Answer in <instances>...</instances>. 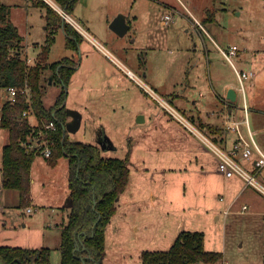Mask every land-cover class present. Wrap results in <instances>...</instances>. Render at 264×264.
I'll return each instance as SVG.
<instances>
[{"label": "rangeland", "instance_id": "374dc122", "mask_svg": "<svg viewBox=\"0 0 264 264\" xmlns=\"http://www.w3.org/2000/svg\"><path fill=\"white\" fill-rule=\"evenodd\" d=\"M8 1L11 3L9 17L23 36L21 54L29 63H34L41 50L34 44H43L46 39L45 7L32 6L26 10L21 0ZM33 1L44 2L56 12L59 9L54 0H48L51 5L46 0ZM157 1L176 5L175 0ZM183 1L187 5L182 10L191 18L187 24H184L186 19L180 12H164V7L159 3L162 9V14H158L160 19L161 15L165 19L164 16L169 13L173 20L167 21V25H157L156 40L149 34L150 38L142 45L138 40L131 41L132 30L125 36H117L107 29L105 21H101L104 13H108L110 18L123 11L118 10L123 8L121 0H77L73 13L64 10L75 20L85 15L90 29L96 35L94 38L106 53L87 40L82 44L84 54L81 47L78 51L69 50L65 46L62 28L57 26L53 33L54 41L46 61L50 63L73 55L78 65L63 100L66 110L75 109L82 118L76 130L67 131L70 140L99 144V138L107 136L110 143L103 144V147L108 146L107 149L99 146L101 154L122 159L128 157V181L116 200V212L106 226L105 262L141 264L140 254L143 250H167L179 231L197 230L204 233L205 249L222 252V258L212 264H223L225 260L229 264H262L264 194L246 184L239 175L227 178L215 170L204 174V169H212L217 164L213 153L205 149L152 94L143 91L141 82L126 70L130 69L138 79L152 88L158 100H164L199 128L197 123L206 124L218 114L215 100H204L208 92L200 87L192 88L190 93L198 99L195 104L201 109V116L197 117L193 113L195 117H192L187 109L189 105L192 106L193 100L186 102L180 97L174 99L167 91L185 89L187 71L199 53L195 51L194 45L201 43V34L206 31L223 47L233 43L242 50L245 47L249 59L262 61L260 67L264 65V0ZM59 10L62 19V11ZM211 13L213 17L209 16ZM208 16L211 18L208 19ZM61 19H56V22L59 23ZM191 20L197 30L191 28ZM65 21L69 22L70 19L67 17ZM69 24L72 25L71 21ZM47 26L50 27L49 24ZM83 27L86 30V26ZM99 31H107L112 37L102 38ZM80 57L82 60L79 64ZM231 61L239 70L258 66L257 63L251 66L249 62L243 66L235 56ZM220 63L223 77L233 76L229 62L222 56ZM141 67L145 69L146 78ZM193 75H190V80ZM41 83L43 105L51 107L63 87L59 81L52 79V72L48 68L42 72ZM260 83L258 100L246 101L251 114L248 123L250 137L264 152V129L259 130L264 125V80L261 79ZM236 84L240 91L239 102L244 106L245 91L243 93L237 77ZM244 85L248 93L247 81ZM211 94L213 92L208 96ZM7 97L6 88L0 87V104ZM140 102L158 106L161 117L155 122L150 121V108H142L146 121L137 123L135 109ZM252 103L254 109L251 108ZM66 119L69 122L72 117L66 113ZM30 121L33 122L32 117ZM244 121L245 117L243 123L249 133ZM7 133V129L0 126V148L7 140ZM37 160L40 162L34 166L36 183L32 190L36 205L30 204L31 211H27V206H20L17 189L5 188L0 191V203L6 204L5 209H0V245L46 246L50 249V264H60L63 201L56 198V192L61 191L63 181L57 171L52 172L47 167L39 171L36 165L41 166L46 160L40 155ZM62 160L60 158L59 162ZM203 160L207 164H203ZM237 161L248 172L251 171L252 160ZM234 194L237 195L235 198ZM220 196L224 200H220ZM232 198L235 201H231ZM243 204L247 206L245 209H242ZM0 264H5L1 258Z\"/></svg>", "mask_w": 264, "mask_h": 264}, {"label": "trees", "instance_id": "16d2710c", "mask_svg": "<svg viewBox=\"0 0 264 264\" xmlns=\"http://www.w3.org/2000/svg\"><path fill=\"white\" fill-rule=\"evenodd\" d=\"M54 1L71 12L76 0ZM38 4L45 7L51 30L38 53L40 58L38 55L34 63H29L21 54L23 36L9 17L10 6L0 2V87L27 88L26 93L18 94L16 101L6 99L0 104V126L8 131V140L1 148V185L17 189L20 206L29 205L30 166L36 155L25 149L24 141L31 135L33 126L30 118L21 113L28 108L36 115L38 124L34 129L43 121L53 120L55 129L48 130L52 153L47 158L52 164L61 156L68 159L69 202L67 218L61 225L60 264H83L82 258L86 264H102L106 226L116 212V198L125 189L129 177L128 157H105L97 144L70 140L64 130L67 119L63 100L77 62L69 56L50 63L46 59L57 26H62L69 48L77 50L81 34L68 21L61 22L60 14L50 6L44 2ZM210 16L213 17L212 13ZM59 18L60 24L56 22ZM46 68L63 87L51 107H45L42 102L41 80ZM197 124L220 143L214 135L220 136L222 127ZM0 258L5 264H50V249L0 245ZM140 258L141 264H212L222 258V252L205 249L202 231L181 230L167 250H143Z\"/></svg>", "mask_w": 264, "mask_h": 264}, {"label": "crops", "instance_id": "0c3cea01", "mask_svg": "<svg viewBox=\"0 0 264 264\" xmlns=\"http://www.w3.org/2000/svg\"><path fill=\"white\" fill-rule=\"evenodd\" d=\"M76 1H75V3H76ZM175 1H176V5L172 4V3H166L164 1H157V0H121L123 8L120 7V9H118V10H123V11H120V13H122L125 16V21L128 24V29L123 35L117 34L110 27V23L112 22L114 17L116 15H118L119 13H117L116 15H114L113 17H110V18H108V13H106V14L104 13L101 21L102 22L105 21V24L108 25L107 29H109V31H111L115 35L125 36L126 34H128L129 30H132L133 31V38H131V41L134 42V41L138 40L139 44H141V45L144 43L146 44L147 40L150 38L149 34L153 35V38L156 40V38H157L156 33L158 31V30L156 31L157 25H159V24L160 25H164V24L167 25L169 23V22L165 21V19L162 17V15H161V19H160V16L158 15L159 13L162 14V9L160 7V4L164 7L163 8L164 12L165 11L168 12L171 10V11H173L172 13H174L176 11V12H180L183 16H185V19H186L184 22L185 25L187 24L188 19L189 20L191 19V18H189L188 14L187 13L185 14L184 11L182 10L183 8L186 9L187 4L183 0H175ZM0 2H3L9 6L11 5L10 1H8V0H0ZM21 2H22V4L25 5L24 7L26 10H28L32 6L42 7L38 4V2H34L33 0H21ZM75 3L71 9V13H73ZM56 6L62 10V13H64L66 15L65 19L68 17L70 19L72 25L74 26V28H76L79 31V33L81 34V40H80V43H78L77 50L73 49V48H69L65 44V46L67 48H69V50L78 51L79 47H81V52H82V54H84V52L82 51L83 50L82 44L86 40L89 41L90 44L93 45L94 47H97L98 49L99 48L102 49V47L100 46V43L94 38L96 35L90 29L89 21L87 20L85 15H80L75 20L74 18H72L70 16V14H67L58 4H56ZM42 8H44V7H42ZM57 12H59V11L57 10ZM45 13H46V10H45ZM62 13H61V15H63ZM166 14H169V13H166ZM209 16L207 17L208 19L211 18ZM193 18L198 22V25L200 26V28L202 30H204L202 28L201 23H199V21L195 17H193ZM45 19H46V17H45ZM65 19H63V17H62L61 22H63ZM172 20H173V17L169 21L171 22ZM46 22H47V19H46ZM192 23H193V21L191 20V24H190L191 28H195L197 30L196 25L194 26ZM58 24H60V23H58ZM83 26H86L85 27L86 30L84 29ZM60 27L62 28L61 25H60ZM44 28H46L45 29L46 31L44 33V36L46 38L48 35V32H49L48 30L50 27L47 26V24H46V26ZM200 28H198L199 31H200ZM62 30H63V28H62ZM63 33H64V30H63ZM204 33L205 34H201V40H202L201 43L199 42L198 43L199 45L197 43L194 45L195 51H198L199 53H198V56H196L195 61L192 63L191 67L187 71L188 75H187V81H186L185 89L183 87L181 89H179V91H177L176 89H173L171 91H167V94L168 95L171 94V97L172 98L174 97V99L180 97V98H182V100H185L186 102L188 100H193L191 103L192 106L189 105V107L187 109L190 112H188V111L187 112L189 114H191L192 117H195V116H193V113L198 117L199 115L201 116V109L199 108V105H197V103L195 104V100H198V99L192 97L193 93H190L191 92L190 90L192 88L200 87L204 91L208 92V94L213 92V94H211L210 96H208V94H207L205 96L204 100H215V103L217 106L216 112L218 114H216L215 117L207 123H209L211 125L218 126V127H222L223 133L220 136H218V135H214V136H216V138L220 140L219 145L222 148L229 149L232 147V144L234 143L237 136L235 133L229 132L225 128L224 125L226 123V120L235 119V120L240 121L241 122L240 126L242 129V132H243L244 136L248 138V133L246 131V127L244 126L243 120L245 117V118H247L248 123H250V120H251L250 115L251 114L248 110L249 107H248V103L246 100H258L257 89L261 84L260 80L261 79L264 80V65H261V67H260L259 63L262 64V61L257 62L255 58L249 59V57L246 56V53L248 51H246L245 47L242 50V49L238 48V46L234 43L223 47L222 45H220V43L217 42V40L209 32L206 31ZM99 34L102 38H106V36H107V38L112 37L111 34H109V32H107V31H99ZM146 34H147V37H146ZM64 35H65V33H64ZM129 37H131V35H129ZM232 45L237 46V51L234 55L231 56V58L235 56L239 63L244 64L243 66H245L248 62L250 63L251 66L255 65L257 63L258 66L256 68H259V69H256V68H249L248 69V70L254 69L253 71L255 72V76L252 77L251 79L247 80L248 93L246 92L245 85L243 84L244 91H245V95H244L243 100H245L246 108H244L243 105L241 104V102H239L240 91H239V86H237V84H236V77H237L236 70H239V69L231 61V58L227 59L221 53V50H220L223 48L224 49L228 48L229 46H232ZM41 46H42V44H39V43L34 44V47H37L38 49H41ZM49 52H50V49H49ZM86 52H88V50H86ZM103 52L106 53L104 50H103ZM220 56H222L223 59H225L227 62H229V67H230L231 72L233 73V76L231 75V76H224L223 77V70L221 68ZM254 56L255 55H253V57ZM69 57H73V55H71ZM57 60H59V59H57ZM57 60H55V61H57ZM80 60H82L81 57L79 58V64H80ZM140 65L142 66L141 62H140ZM77 66L78 65L75 66L74 72L77 69ZM242 68L240 70H246L245 67H242ZM128 71H130L133 74V76H132L133 78L136 77V79H138L137 76L130 69L126 70V72H128ZM142 71H143V76L146 78L147 74L145 73V69L142 68ZM193 73H194V75L192 76L193 78L191 77L192 80H190V75ZM261 74H263V75L259 77V75H261ZM215 83H216V85H215ZM144 85L147 86L145 83H144ZM141 88L143 89V91L148 93L146 91V89L143 88V86H141ZM147 88L152 90V88H150L148 86H147ZM230 88H232L236 91V99L235 100H231V99L227 98V96H226L227 91ZM200 93H201V91H200ZM207 104L209 105V103H207ZM253 104L254 103L251 104L252 109L255 108ZM147 107L150 108V117H151L150 121L155 122V121H157L158 118L161 117V115H159V112H158V110H159L158 106L153 107L151 105V103L140 102L138 104V107L135 109L136 110L135 114H138L137 118H140V116H141V118L139 119L140 121L136 120L137 123H141V122L144 123L146 121V114H145L144 109H142V108H147ZM151 107L153 108V111H151ZM219 118H221L222 120H220ZM31 123H34V120ZM254 123H256V122H254ZM261 129H264V125L259 127V130H261ZM6 139L8 140V133H7ZM7 140L4 141V143L1 145V148L7 142ZM97 145L100 146L99 144H97ZM1 148H0V151H1ZM256 156H257L256 152H253L252 158H255ZM37 158H38V156H35V158L33 159L32 163H31V166H30V194H29L30 202H29V205H27V211L32 210L31 209L32 207L30 204L36 205L35 200L32 197V194H33L32 190H33V186L36 183V172L34 170V166L36 163L40 162V160H37ZM60 158L63 159L62 162H59ZM235 158L237 160L243 159L240 155H236ZM44 159L46 161L42 162L43 164H41V166L36 165V168L39 171L41 170L42 167H45V168L47 167L52 172L57 171L61 174V180L63 181V187L61 188V191L56 192V194H57L56 198L58 200L63 201V205L61 207L62 216H61V222H60L62 225L64 223V221L66 220L67 214H68V196H69L68 159H67V157L61 156L53 164L49 162L48 158L44 157ZM203 164H207V161L203 160ZM57 166H58V168H56ZM55 169H57V170H55ZM204 170H206V172H204V174L210 173L213 170L217 171L216 166L212 169H204ZM234 176L235 175H233L232 177H234ZM4 189L5 188L1 185V165H0V191H4ZM235 193H237V192H235ZM235 196H237V195L234 194L233 198H235ZM233 198L231 201H233V200L235 201V199H233ZM231 201H230V203H231ZM5 205L6 204H4V203H0V209L1 208L3 209L5 207ZM243 205H246V204H243ZM28 208H30V210H28ZM109 224H110V222L107 224V227ZM23 226H26V223H23ZM107 227H106V229H107ZM105 255H106V248H105L104 254L102 256V264H109V263L105 262Z\"/></svg>", "mask_w": 264, "mask_h": 264}, {"label": "built area", "instance_id": "2783aa9c", "mask_svg": "<svg viewBox=\"0 0 264 264\" xmlns=\"http://www.w3.org/2000/svg\"><path fill=\"white\" fill-rule=\"evenodd\" d=\"M50 5L51 3L46 0ZM60 12L59 9H56ZM62 11V10H61ZM171 14L165 15V21H169L172 19ZM196 23H198L196 21ZM221 53L227 58L230 59L232 55H234L237 51V46L232 45L228 48L220 49ZM130 76L133 74L128 71ZM238 81L241 85V89L244 93V82L251 79L255 76V72L253 70H236ZM136 79V77L134 78ZM138 82H141L143 88H145L150 94L154 96L156 101H158L163 108H166L173 114L183 125L184 128L188 130L193 136H195L202 144V146L211 151L216 160L217 171L223 174L225 177L229 178L233 175H239L242 179L245 180L246 184L252 185L262 194H264V152L259 148V146L255 143L251 136V132L248 128L247 118H245V124H247V130L249 131V137H245L241 126L240 121L235 119L226 120V129L229 132L235 133L237 138L235 139L232 147L229 149L222 148L217 142L213 140V138L207 133L205 128L197 127L192 121L188 120L184 116H182L177 110L169 106L164 100H158V95L153 91L147 88L144 83L137 79ZM27 88L20 89L16 86H8L6 88L8 97L7 99L11 102L16 101L18 94L26 93ZM154 93L157 95H154ZM167 104V105H166ZM244 108H246V104L244 101ZM23 117L33 118L34 123H30L33 126L32 132L24 141V146L26 151L33 152L36 156L40 155L45 158L49 157L52 153V140L48 138V130L55 129V123L53 120L48 122L43 121L40 126L34 129V127L38 124L37 117L34 113H32L28 108L24 109L21 113ZM31 122V121H30ZM205 131H203V130ZM253 152H256L257 156L252 158ZM236 155H240L243 159L252 160L253 165L250 172L244 169L235 158ZM220 200H224L223 196H220ZM228 207V206H227ZM246 205L242 206V209H245ZM30 210V208H28ZM225 213L228 210H224ZM223 264H229L228 261H223Z\"/></svg>", "mask_w": 264, "mask_h": 264}, {"label": "water", "instance_id": "95a60500", "mask_svg": "<svg viewBox=\"0 0 264 264\" xmlns=\"http://www.w3.org/2000/svg\"><path fill=\"white\" fill-rule=\"evenodd\" d=\"M62 17H63V19H65L66 15L63 13ZM110 27L117 34L123 35L128 29V24L125 21V16L122 13H119L118 15H116L114 17V19L112 20V22L110 23ZM226 96H227V98H229L231 100H235L236 99V91L234 89L230 88L227 91ZM66 113L72 117V120L63 124L64 130H67V131L76 130L79 127L80 122H81V113L75 109H67ZM140 118H141V116H140ZM140 118H137L136 120L140 121L139 120ZM105 142L110 143V140L107 136H106V138H103V137L99 138L98 143L101 147H103V144H105ZM107 148H108V146L103 147V149H107ZM116 200H118V197L116 198ZM82 263L86 264L85 260L83 258H82ZM94 264H97V263L94 262Z\"/></svg>", "mask_w": 264, "mask_h": 264}]
</instances>
